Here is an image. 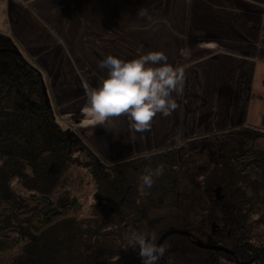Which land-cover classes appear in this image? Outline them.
<instances>
[{
  "label": "trees",
  "instance_id": "16d2710c",
  "mask_svg": "<svg viewBox=\"0 0 264 264\" xmlns=\"http://www.w3.org/2000/svg\"><path fill=\"white\" fill-rule=\"evenodd\" d=\"M33 62L0 74V264H40L43 248H61L53 236L65 226L76 233L73 244L96 243L92 195L104 198L106 215L116 208L135 216L139 229L159 205L163 213L178 211L171 228H185L199 241L197 227L208 233L215 225L232 252L209 249L206 264H264L263 127L237 123L109 160L79 133L59 132L50 84ZM70 147L77 152L69 154ZM161 164L163 174L145 188L139 177ZM162 215V227L151 225V216L145 226L155 233L170 228ZM170 235L185 236L173 232L163 240ZM135 254L139 261L128 264H142Z\"/></svg>",
  "mask_w": 264,
  "mask_h": 264
},
{
  "label": "crops",
  "instance_id": "0c3cea01",
  "mask_svg": "<svg viewBox=\"0 0 264 264\" xmlns=\"http://www.w3.org/2000/svg\"><path fill=\"white\" fill-rule=\"evenodd\" d=\"M0 8L12 30L29 36L27 46L40 50L34 58H46L39 63L53 102L63 85L59 94L71 93L62 101L72 129L106 159L237 123L264 127V0H0ZM141 8L147 16L138 15ZM151 51L184 69L183 95L172 94L179 107L168 117L157 113L145 132L126 115L96 124L87 114V92L107 77L98 63ZM87 65L90 82L77 78ZM73 81L78 86L69 91Z\"/></svg>",
  "mask_w": 264,
  "mask_h": 264
},
{
  "label": "rangeland",
  "instance_id": "374dc122",
  "mask_svg": "<svg viewBox=\"0 0 264 264\" xmlns=\"http://www.w3.org/2000/svg\"><path fill=\"white\" fill-rule=\"evenodd\" d=\"M5 19V20H4ZM29 21V20H28ZM13 22L9 21V19L3 14V10L0 8V74H6L12 67L16 65H26L27 61L37 62L39 65H43L40 62L46 60V58H34V54L40 52V50H34L33 47L27 46L28 44V37L25 34L18 35L15 30H12L10 26H12ZM30 24L35 27V24L30 21ZM37 29V36L38 38H43L44 33H41L40 26L36 27ZM36 51V52H35ZM44 55V54H43ZM42 55V57H43ZM60 58V55H58ZM34 59V60H33ZM33 62V63H34ZM43 67V66H42ZM41 67V68H42ZM45 77L47 78L48 82L49 78L47 73L45 72L44 67L42 68ZM63 70L68 72V68H63ZM82 81L90 82L88 78L92 79V72L89 66H86V72L84 70L77 69V75ZM73 76V74H70ZM78 86L73 81L69 84V91H74V89ZM64 90V86L62 85L58 93L55 95L56 97V106L58 107V115L55 117L56 120L60 125H58L57 129L60 133L65 134L69 137L75 136L76 131L73 128L74 122L69 114L71 110L68 105L62 101L66 96L69 97V94L65 96V93L59 94L60 91ZM70 116V117H69ZM84 124V123H83ZM264 128V127H263ZM81 135V134H78ZM77 152V147H70L68 149L69 154H75ZM102 155V154H101ZM190 188V185L189 187ZM89 200L95 205L96 209V216L89 220L90 225L94 226L99 232L100 237L98 238L97 242H92L90 240H86L83 242L82 245L73 244V240H75L76 233L73 232L71 227L65 226L59 229L57 235H54L53 238L60 237L62 242L58 244L61 248L54 247L51 245L48 247L47 254L43 251V257L40 260V264H128V262L133 259V261L138 262V258L135 252H139L138 246L133 248L129 246V239L125 241H121L120 245H117L113 240L117 236L120 239L123 237L129 238L130 233L132 230L137 232H152L147 226H159L162 227L161 221L164 219V216H159L160 214H164L165 217L170 220L169 224H166L165 227H170L165 230L169 229H183L180 227H173L171 225H176L175 223L178 214V211L167 210L163 213V207L161 205L157 206L155 209L148 210L146 212V216L143 218V222L139 227L138 220L132 214L128 217L124 216L123 212L116 211V208H110L112 215H106V205L104 204V198H100L97 195H92ZM125 207V205H122ZM176 214V215H174ZM158 215V216H157ZM155 222L151 225H148V220ZM159 218V219H158ZM172 218H176L173 219ZM159 224V225H158ZM147 225V226H145ZM81 226V224H79ZM201 226V225H199ZM218 227V226H217ZM139 229V230H138ZM198 235L201 238L202 243L207 245H219L224 246L225 243L223 239L219 238L220 236L216 233V226L212 225V229L208 233H205V229L201 227H197ZM163 232V231H162ZM162 232L160 230L156 233L159 236ZM184 235V234H183ZM185 237V236H184ZM180 241L182 245L180 246ZM199 241V240H198ZM54 241H51L53 244ZM46 244V243H45ZM45 244L41 247H45ZM159 244H163L167 247V251L165 255L169 257V259L163 258L164 264H206L208 261L209 256H212V253L208 248H200L196 245H192L187 240L183 238H178L176 236H168V238H163L159 241ZM198 247V248H197ZM112 252V253H111ZM113 254L111 258H103V255L107 256L106 254ZM141 263L143 264L142 260Z\"/></svg>",
  "mask_w": 264,
  "mask_h": 264
},
{
  "label": "clouds",
  "instance_id": "9594fccd",
  "mask_svg": "<svg viewBox=\"0 0 264 264\" xmlns=\"http://www.w3.org/2000/svg\"><path fill=\"white\" fill-rule=\"evenodd\" d=\"M138 15L147 16V10L141 8ZM98 67L107 69V77L99 87L87 92V114L98 125L109 118L126 115L137 132H145L150 130L157 113L168 117L179 107L172 94L183 95L185 71L169 64L161 51H151L128 61L108 55ZM163 171L161 164L139 179L145 188L150 189L154 177H159ZM128 239L129 246H138L143 264H158L167 251L165 245L157 242L155 232L132 230Z\"/></svg>",
  "mask_w": 264,
  "mask_h": 264
},
{
  "label": "water",
  "instance_id": "95a60500",
  "mask_svg": "<svg viewBox=\"0 0 264 264\" xmlns=\"http://www.w3.org/2000/svg\"><path fill=\"white\" fill-rule=\"evenodd\" d=\"M180 233V234H188L189 232L187 230H183V229H169V230H165L163 231L159 236H158V243L159 241L166 235L170 234V233ZM194 245L201 247V248H208V249H212V250H220V251H224L227 253H231L232 251L230 249H228L225 246H219V245H207L204 244L198 240H194L192 241Z\"/></svg>",
  "mask_w": 264,
  "mask_h": 264
},
{
  "label": "flooded vegetation",
  "instance_id": "af4514ba",
  "mask_svg": "<svg viewBox=\"0 0 264 264\" xmlns=\"http://www.w3.org/2000/svg\"><path fill=\"white\" fill-rule=\"evenodd\" d=\"M189 232V231H188ZM165 237V236H164ZM163 237V238H164ZM183 239H185V240H187L189 243H191L192 245H194L193 244V242L192 241H194V240H197L190 232L188 233V234H185V237L183 238ZM201 248V247H200ZM168 252V251H167ZM163 258H165V259H169V257L167 256V255H164L158 262H160L161 264H164V262H163Z\"/></svg>",
  "mask_w": 264,
  "mask_h": 264
}]
</instances>
